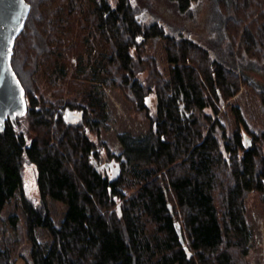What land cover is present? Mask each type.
Returning <instances> with one entry per match:
<instances>
[{"label": "trees", "instance_id": "trees-1", "mask_svg": "<svg viewBox=\"0 0 264 264\" xmlns=\"http://www.w3.org/2000/svg\"><path fill=\"white\" fill-rule=\"evenodd\" d=\"M172 1L187 12L194 0ZM26 2L11 55L26 109L0 130V223L19 194L32 264H253L245 200L255 192L264 203V125L250 126L233 99L247 86L264 113V91L195 39L144 21L133 0ZM218 8L232 61L264 66V0ZM160 39L165 71L146 53ZM105 87L148 123L117 134L119 154L102 137L113 120ZM49 198L66 206L58 222ZM7 220L19 226L16 214ZM7 237L0 264H14L20 241Z\"/></svg>", "mask_w": 264, "mask_h": 264}, {"label": "rangeland", "instance_id": "rangeland-1", "mask_svg": "<svg viewBox=\"0 0 264 264\" xmlns=\"http://www.w3.org/2000/svg\"><path fill=\"white\" fill-rule=\"evenodd\" d=\"M114 4L115 0H109ZM140 10V16L144 21H159L170 35L189 36L202 45L208 47L213 57H222L229 64H232L244 76L264 91V66L255 61L239 57L232 61L228 52L225 50L227 41L221 29L222 14L218 8V0H194L191 8L187 12H179L176 3L172 0H133ZM226 40V41H225ZM164 40L152 44L146 43V53L156 58L162 71L166 70ZM219 56V57H218ZM40 90L45 89L43 81H38ZM108 108L112 113V122L110 129L102 134L108 146L115 154L122 151V146L117 138V134L128 132L132 135L145 133L148 129V123L141 116L135 114L130 105L121 96L119 91L114 87H105ZM242 109L246 116L252 117L254 121L250 126L263 128L264 113L261 109L259 99L255 96L251 88L242 86L239 93L233 99ZM220 117L223 119L224 115ZM24 193L36 201L38 191L35 186L34 170L30 166H25L23 171ZM50 214L54 222H58L63 217L66 206L61 202L48 199ZM247 218L253 229V243L250 252L246 256L247 260L253 264H264V203L258 195L251 193L245 200ZM14 213L19 218V226L11 227L7 220L9 214ZM3 222L0 223V239H8L19 233V243L14 246L12 260L14 264H32L29 252V246L25 241V230L23 225V214L21 210V197L15 194L9 203L1 210ZM38 241L45 246L48 245L47 230L39 229L37 232ZM0 240V241H1Z\"/></svg>", "mask_w": 264, "mask_h": 264}, {"label": "water", "instance_id": "water-1", "mask_svg": "<svg viewBox=\"0 0 264 264\" xmlns=\"http://www.w3.org/2000/svg\"><path fill=\"white\" fill-rule=\"evenodd\" d=\"M30 5L26 0H0V130L26 109L23 88L11 66L12 48L24 27Z\"/></svg>", "mask_w": 264, "mask_h": 264}]
</instances>
